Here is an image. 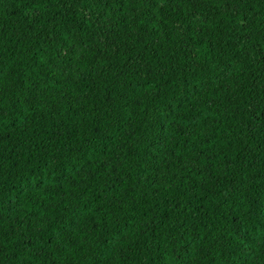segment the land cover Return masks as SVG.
I'll list each match as a JSON object with an SVG mask.
<instances>
[{
    "label": "trees",
    "instance_id": "trees-1",
    "mask_svg": "<svg viewBox=\"0 0 264 264\" xmlns=\"http://www.w3.org/2000/svg\"><path fill=\"white\" fill-rule=\"evenodd\" d=\"M0 264H264V0H0Z\"/></svg>",
    "mask_w": 264,
    "mask_h": 264
}]
</instances>
